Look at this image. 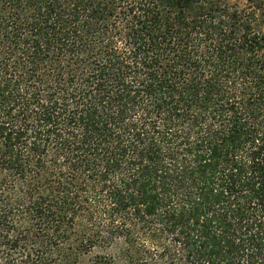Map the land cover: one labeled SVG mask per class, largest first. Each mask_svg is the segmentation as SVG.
I'll return each mask as SVG.
<instances>
[{"label":"trees","instance_id":"trees-1","mask_svg":"<svg viewBox=\"0 0 264 264\" xmlns=\"http://www.w3.org/2000/svg\"><path fill=\"white\" fill-rule=\"evenodd\" d=\"M0 0V264H264V0Z\"/></svg>","mask_w":264,"mask_h":264},{"label":"rangeland","instance_id":"rangeland-1","mask_svg":"<svg viewBox=\"0 0 264 264\" xmlns=\"http://www.w3.org/2000/svg\"><path fill=\"white\" fill-rule=\"evenodd\" d=\"M225 2H228L229 4H236L239 8H245L248 6L249 1L246 0H224Z\"/></svg>","mask_w":264,"mask_h":264}]
</instances>
